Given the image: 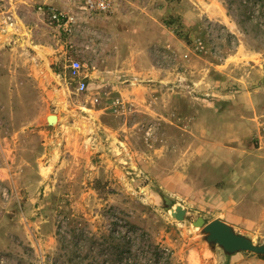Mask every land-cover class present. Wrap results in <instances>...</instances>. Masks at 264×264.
I'll use <instances>...</instances> for the list:
<instances>
[{
    "label": "rangeland",
    "instance_id": "1",
    "mask_svg": "<svg viewBox=\"0 0 264 264\" xmlns=\"http://www.w3.org/2000/svg\"><path fill=\"white\" fill-rule=\"evenodd\" d=\"M50 3L0 0V264H103L119 229L171 264L264 261L193 225L228 214L217 191L244 184L229 162L264 165L248 130L264 112L261 0H111L70 33ZM259 170L243 192L264 204ZM238 226L264 243V221Z\"/></svg>",
    "mask_w": 264,
    "mask_h": 264
},
{
    "label": "crops",
    "instance_id": "2",
    "mask_svg": "<svg viewBox=\"0 0 264 264\" xmlns=\"http://www.w3.org/2000/svg\"><path fill=\"white\" fill-rule=\"evenodd\" d=\"M29 36V33L27 32V35ZM36 44V43H35ZM38 44V43H37ZM38 46V45H37ZM258 110L255 109V111H251V113L254 114V116L249 117L250 124L251 125L248 130L250 134V138H257L260 143V148L263 147L264 149V112L258 113ZM263 124V125H262ZM256 164V163H255ZM253 164L250 160L249 164L245 163L242 173L235 169L236 165L235 163L228 164L227 167V174L228 179L227 181L230 183H234L236 181H239L241 179V175H243V186H238L235 184V187H232V185H229V188H220L217 191V200L219 202H224L229 207V212H227V215L218 214L215 217L221 218L230 225L233 226V228L250 238H253L255 236H259V232L257 231H243L238 226L239 224H245L250 226L259 225L261 221H264V204L259 202V198L256 199L257 194H254L253 198H251L250 202H248V197L245 195L244 192L247 191V189L251 188L252 190H255V187H251V185L247 182L250 179V176L254 175V173L258 169H263L262 165L261 167L256 166ZM259 173L264 174V172L259 170ZM257 177V176H255ZM254 180L253 178L250 180ZM247 183V185H246ZM244 191V192H243ZM263 192V191H262ZM225 200V201H224ZM264 264V261L258 258H251V259H243L240 261H235L233 264Z\"/></svg>",
    "mask_w": 264,
    "mask_h": 264
},
{
    "label": "trees",
    "instance_id": "3",
    "mask_svg": "<svg viewBox=\"0 0 264 264\" xmlns=\"http://www.w3.org/2000/svg\"><path fill=\"white\" fill-rule=\"evenodd\" d=\"M259 13L261 24L264 26V0H261ZM118 235L114 246L107 249L109 256L105 258L103 264L114 260L117 261V264H171L170 254L159 244L154 245L149 240L146 243L139 241L142 235L138 233L137 229H127L126 231L119 229ZM136 244L138 247L134 249ZM90 264H96V262Z\"/></svg>",
    "mask_w": 264,
    "mask_h": 264
},
{
    "label": "built area",
    "instance_id": "4",
    "mask_svg": "<svg viewBox=\"0 0 264 264\" xmlns=\"http://www.w3.org/2000/svg\"><path fill=\"white\" fill-rule=\"evenodd\" d=\"M111 0H52V3L39 9L49 16L50 23L66 33L72 31V25L83 15L92 16L109 10ZM70 75L77 77L83 64L77 59L69 61ZM85 79L77 80V88L80 91L87 89Z\"/></svg>",
    "mask_w": 264,
    "mask_h": 264
},
{
    "label": "water",
    "instance_id": "5",
    "mask_svg": "<svg viewBox=\"0 0 264 264\" xmlns=\"http://www.w3.org/2000/svg\"><path fill=\"white\" fill-rule=\"evenodd\" d=\"M167 205H171L170 198L165 197ZM185 211V209H182ZM177 213L172 211V215L177 219H183ZM196 220V221H195ZM193 225L202 227L205 239L210 244H218L225 253L232 254L238 251H250L258 255H264V243H256L254 240L240 232H237L232 225L221 218H214L208 222L203 217H197Z\"/></svg>",
    "mask_w": 264,
    "mask_h": 264
},
{
    "label": "bare ground",
    "instance_id": "6",
    "mask_svg": "<svg viewBox=\"0 0 264 264\" xmlns=\"http://www.w3.org/2000/svg\"><path fill=\"white\" fill-rule=\"evenodd\" d=\"M182 209H184V208L176 207L174 212L177 213L178 215H180L182 217L184 215V213H185V211L182 210Z\"/></svg>",
    "mask_w": 264,
    "mask_h": 264
}]
</instances>
